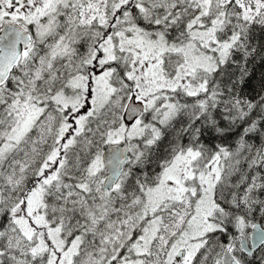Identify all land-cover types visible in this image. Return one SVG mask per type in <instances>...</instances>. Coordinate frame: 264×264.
Wrapping results in <instances>:
<instances>
[{"label": "snow or ice", "instance_id": "6c2138e0", "mask_svg": "<svg viewBox=\"0 0 264 264\" xmlns=\"http://www.w3.org/2000/svg\"><path fill=\"white\" fill-rule=\"evenodd\" d=\"M0 264H264V0H0Z\"/></svg>", "mask_w": 264, "mask_h": 264}]
</instances>
